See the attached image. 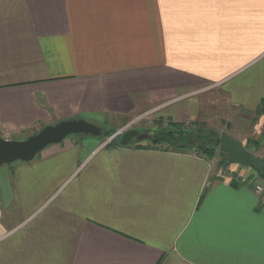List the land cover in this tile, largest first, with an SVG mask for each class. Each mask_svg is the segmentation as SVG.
I'll use <instances>...</instances> for the list:
<instances>
[{"label": "crops", "instance_id": "crops-1", "mask_svg": "<svg viewBox=\"0 0 264 264\" xmlns=\"http://www.w3.org/2000/svg\"><path fill=\"white\" fill-rule=\"evenodd\" d=\"M263 101L264 0H0L4 139L214 107L243 129ZM233 181L194 154L68 137L0 168V264H264V190Z\"/></svg>", "mask_w": 264, "mask_h": 264}, {"label": "water", "instance_id": "water-1", "mask_svg": "<svg viewBox=\"0 0 264 264\" xmlns=\"http://www.w3.org/2000/svg\"><path fill=\"white\" fill-rule=\"evenodd\" d=\"M102 130L85 120L62 121L56 125L42 129L24 141L4 139L0 134V168L16 162L29 163L51 145L60 144L70 136L100 137ZM151 136L138 130H131L121 136V147H129L135 142H143ZM220 151L225 154L229 162L254 169L260 173L264 182V170L256 164L253 154L243 148L240 142L224 134L220 138Z\"/></svg>", "mask_w": 264, "mask_h": 264}, {"label": "rangeland", "instance_id": "rangeland-1", "mask_svg": "<svg viewBox=\"0 0 264 264\" xmlns=\"http://www.w3.org/2000/svg\"><path fill=\"white\" fill-rule=\"evenodd\" d=\"M213 99L214 101H218L219 97L213 96ZM211 112L213 117L209 123L197 122L194 124H186L183 125V128L186 131H191L193 134H196L199 131H201V134L203 135L209 133L210 136H215L218 137L219 139L224 134L236 138V140L240 142L243 148L247 149L253 154V157L258 161L259 166L264 169V156L262 154V150L264 148V125L262 129L258 128V125H260L258 122L259 117H261L262 115L261 116L256 115V118L253 120L252 125L250 127L247 125L245 128L243 127V129H240L234 126L232 123H230L229 116L231 115V113H224L222 112V109H217L216 107L211 108ZM160 119L159 117H157L156 114H154L149 118H144L143 120L135 124L131 130L137 129L141 133L152 132L155 130V128H157V124L163 121V119L162 120ZM129 123L130 122L122 125V127L128 125ZM165 124L167 125L168 123L165 122ZM118 130L117 128L114 129L103 128L101 135L98 138L100 140L105 141L111 136H113L115 133H117ZM70 137H77V136H70ZM120 138L121 136L117 137L116 140H120ZM135 143H139V142H135ZM145 145L148 144L146 143ZM182 152L190 153L196 156H201L203 158H206L197 149H194V147H191V149ZM209 160L211 163H213V166L215 168H218V170H223L225 173H229L233 175L234 179L238 178L241 179V181L244 180L248 181V184L246 185L247 187L255 189V187L261 186L264 189V182L262 181L259 172L249 167L230 163L228 157L225 154H223L221 151H219L218 154L213 159H209Z\"/></svg>", "mask_w": 264, "mask_h": 264}, {"label": "trees", "instance_id": "trees-1", "mask_svg": "<svg viewBox=\"0 0 264 264\" xmlns=\"http://www.w3.org/2000/svg\"><path fill=\"white\" fill-rule=\"evenodd\" d=\"M264 113V101L260 105L257 111V116H261ZM151 137L141 143H133L136 147L143 148H163L174 151H185L194 147L200 153L208 159H213L220 151V139L215 136H210L209 133L203 135L201 131L193 134L191 131H186L183 125H177L173 123L165 124L161 121L157 124V129L150 132ZM113 135V134H112ZM203 135V136H202ZM113 146H120L119 140L111 142ZM148 143V146H145ZM257 166L263 171L264 169L259 166L258 161L254 158ZM234 187L247 185L248 181H241V179H234Z\"/></svg>", "mask_w": 264, "mask_h": 264}, {"label": "built area", "instance_id": "built-area-1", "mask_svg": "<svg viewBox=\"0 0 264 264\" xmlns=\"http://www.w3.org/2000/svg\"><path fill=\"white\" fill-rule=\"evenodd\" d=\"M141 120H142L141 118H136V119L132 120L128 125L122 127L121 129H119L117 131V133H115L113 136H111L110 138H108L107 139V143H111L112 141L116 140L117 137H120V136L124 135L125 133L129 132L133 128V126L135 124H137L138 122H140ZM198 157H201V156H198ZM263 190L264 189L261 186L255 187V191L258 194L262 193Z\"/></svg>", "mask_w": 264, "mask_h": 264}]
</instances>
